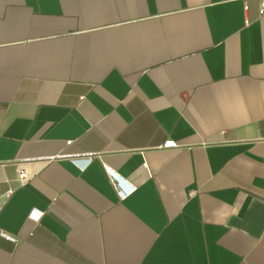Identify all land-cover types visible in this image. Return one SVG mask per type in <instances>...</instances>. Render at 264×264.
<instances>
[{"label":"crops","instance_id":"obj_1","mask_svg":"<svg viewBox=\"0 0 264 264\" xmlns=\"http://www.w3.org/2000/svg\"><path fill=\"white\" fill-rule=\"evenodd\" d=\"M259 9L0 0V264H264Z\"/></svg>","mask_w":264,"mask_h":264},{"label":"built area","instance_id":"obj_2","mask_svg":"<svg viewBox=\"0 0 264 264\" xmlns=\"http://www.w3.org/2000/svg\"><path fill=\"white\" fill-rule=\"evenodd\" d=\"M259 13H260V15H264V0H260ZM163 147L164 148H174V147H178V144L174 140H169V141H166L164 143ZM19 179H20L21 182H25L28 179V174L25 171L20 170ZM37 213L39 214V216L41 215V213H39V212H37ZM1 234H2L3 237H5L8 240L16 241V237L11 235V234H9V233L1 232Z\"/></svg>","mask_w":264,"mask_h":264}]
</instances>
